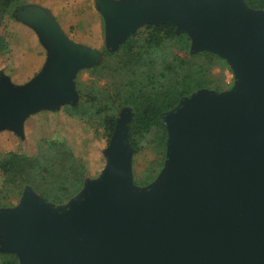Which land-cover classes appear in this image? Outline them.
Here are the masks:
<instances>
[{
	"label": "water",
	"instance_id": "1",
	"mask_svg": "<svg viewBox=\"0 0 264 264\" xmlns=\"http://www.w3.org/2000/svg\"><path fill=\"white\" fill-rule=\"evenodd\" d=\"M116 50L149 24H172L232 67L239 89L202 92L164 117L169 155L160 178L133 185L131 116L117 121L102 175L67 206L32 191L0 210V251L20 264H264V10L244 0H95ZM16 19L48 51L23 86L0 77V132L24 138L25 121L78 99V74L102 54L76 44L36 6ZM189 100V101H188Z\"/></svg>",
	"mask_w": 264,
	"mask_h": 264
},
{
	"label": "trees",
	"instance_id": "2",
	"mask_svg": "<svg viewBox=\"0 0 264 264\" xmlns=\"http://www.w3.org/2000/svg\"><path fill=\"white\" fill-rule=\"evenodd\" d=\"M26 2L0 0V28L6 17ZM244 2L252 10H264V0ZM176 29L172 24H149L116 50L108 48L105 41L102 61L81 71L75 80L78 99L60 109L70 118L85 121L100 136L98 140L106 142L105 151L111 147L120 112L129 111L133 155L146 148L152 156L141 179L135 177L139 188L151 186L167 165L169 131L163 116L199 91L222 92L229 85L224 72L230 64L213 52L193 51L191 37ZM8 52L7 38L0 35V54ZM82 73L89 74L87 81H81ZM0 170V200L21 201L26 191H32L55 207L67 206L91 180L87 165L66 142L46 139L39 142L34 155L9 152L0 156ZM0 264H20V259L0 251Z\"/></svg>",
	"mask_w": 264,
	"mask_h": 264
},
{
	"label": "rangeland",
	"instance_id": "3",
	"mask_svg": "<svg viewBox=\"0 0 264 264\" xmlns=\"http://www.w3.org/2000/svg\"><path fill=\"white\" fill-rule=\"evenodd\" d=\"M55 1V0H54ZM92 1V0H91ZM95 2V0H93ZM27 7V6H36L39 7L41 9L46 10L48 13H50L47 9L42 8V5H34L31 3H28V0L26 2V4L22 5V7ZM84 6V5H82ZM81 14V15H79ZM85 18L84 20V29H83V33L86 32L88 33V28L87 26L90 24L91 21H95L93 17H89L86 13V11L84 10H77L74 15H70L69 17H80ZM58 19V18H57ZM80 19V18H79ZM12 20H16V17L13 15L11 16V14L9 16L6 17V20L3 23V27L0 28V33L2 32L3 34H6V36L10 35V32H12L11 30V26L10 24L12 23ZM59 21V19H58ZM60 22V21H59ZM21 26V24H19ZM93 26L91 27L92 30ZM78 29L77 27L74 26V30ZM31 33L33 34V32L31 31ZM85 34V33H84ZM73 36H76L73 34ZM106 37V34H105ZM105 39L104 42L102 44L101 47L97 46L95 47L94 45H90L92 47L95 48V50L99 51L101 53L103 47L105 46ZM19 44L17 42L14 43V54L18 53L20 51L21 48L18 47ZM21 47H24L22 44H20ZM217 55V54H216ZM1 58L0 57V62H1ZM2 64H0L1 67ZM230 69H226L224 72V76H225V81L227 83V87L224 91L222 92H216V91H212V90H202L199 91L198 93L194 94L191 98H189L190 100L193 99L194 96L199 95L202 92H211V93H215L218 95H229L231 94V92L233 91H237V89H239V84H237V78L235 75L234 70L232 69L231 65ZM217 72L219 71L218 69L216 70ZM81 81H87L89 79V74L87 73H82L81 77H80ZM103 83L101 82V85ZM189 101V100H188ZM180 107V106H179ZM124 113H128L130 114L129 111L127 110H122L118 116V121L121 122L122 119L121 116ZM171 113V112H170ZM170 113L165 114L164 117L170 115ZM60 117L63 116H67V114L61 110L59 113ZM46 118L44 115H36V116H32L29 117L26 121H25V143L26 146H23L24 143H22L23 141L21 139H18L15 141H9V148L12 149L11 152H19L22 154H36L38 151V145L39 142L46 139V140H51V141H61V142H66L74 151L75 155L78 157V159H80L81 161L85 162V164L87 165V168L89 169L90 172V178L91 180L96 179L98 177H100L107 165V158L105 156V148L107 147L106 142L105 141H101L98 140L100 137L99 135L96 136L95 132L92 130V128H90V126H87L85 121L80 120V119H64L63 123H62V119H60L57 122V119L55 118L54 120H47L44 124V122H42L41 119ZM3 136V135H1ZM16 138H18V135H14ZM18 136V137H17ZM18 141V142H17ZM22 144H21V143ZM11 144L13 145L11 147ZM4 145V147H3ZM8 145L6 142L3 141V139H0V149L5 150L7 149ZM1 152V151H0ZM152 159L151 156V152L149 149H143L139 154L137 155H133L132 158V176H133V185L135 188L137 189H142L139 188V186L136 185L135 183V177H138L137 179H141L140 176L142 175V172H144L147 167L150 164V161ZM157 181V180H156ZM155 181V182H156ZM154 182V183H155ZM153 183V184H154ZM152 184V185H153ZM1 206H3L2 208H0V210L3 209H12V207H16L19 205L20 200L18 199H14V200H0ZM9 204V205H8Z\"/></svg>",
	"mask_w": 264,
	"mask_h": 264
},
{
	"label": "crops",
	"instance_id": "4",
	"mask_svg": "<svg viewBox=\"0 0 264 264\" xmlns=\"http://www.w3.org/2000/svg\"><path fill=\"white\" fill-rule=\"evenodd\" d=\"M28 3L34 5H42L45 9H47L50 14L54 17L58 25L61 27L64 34L74 43L80 44L85 47L93 48L90 45H94L95 47H101L105 37V22L101 15V13L96 9V1L93 0H28ZM84 5V6H82ZM77 10H85L89 17L95 18L94 22L91 21L90 24L87 26L88 33L84 32V20L85 18L81 19V16L72 17L70 15H74ZM81 15V14H79ZM59 21H58V19ZM84 20V21H83ZM21 24V26L19 25ZM12 32L10 35L6 36L2 32L0 35L7 38V41L10 46V52L6 54H0L1 62L0 64V77L1 75H5L9 81L15 86H23L33 80L44 68L48 59V51L43 46L42 42L40 41L36 32L30 28L29 26L16 21L12 20L10 24ZM74 26L78 29L74 30ZM93 26L92 30L91 27ZM33 32V34L31 33ZM76 35V36H73ZM17 42L19 44L20 51L14 54V43ZM22 44L24 47H21ZM61 111V110H60ZM60 111H50V110H43L40 111L32 116L36 115H44L46 118L41 119L42 122L47 120H54L57 119V122L62 119L66 118L71 120L69 116L60 117ZM30 116V117H32ZM65 119V120H66ZM3 135V136H1ZM15 133L5 130L0 132V139L7 143L8 147L5 150L0 149V156H3L12 151L9 148V141H15L21 139L24 143L23 146H26L25 143V125H24V138L18 137L16 138ZM9 140V141H8ZM19 141V140H18ZM17 141V142H18ZM21 143V142H20ZM21 143V144H22ZM13 145L11 144V147ZM4 147V145H3ZM14 152V151H13ZM26 155H34V154H26ZM3 186V176L0 170V190Z\"/></svg>",
	"mask_w": 264,
	"mask_h": 264
}]
</instances>
